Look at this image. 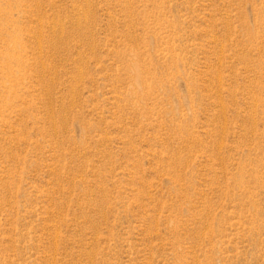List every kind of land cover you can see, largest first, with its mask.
Here are the masks:
<instances>
[{"label":"rangeland","instance_id":"1","mask_svg":"<svg viewBox=\"0 0 264 264\" xmlns=\"http://www.w3.org/2000/svg\"><path fill=\"white\" fill-rule=\"evenodd\" d=\"M0 264H264V0H0Z\"/></svg>","mask_w":264,"mask_h":264}]
</instances>
